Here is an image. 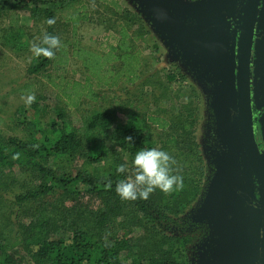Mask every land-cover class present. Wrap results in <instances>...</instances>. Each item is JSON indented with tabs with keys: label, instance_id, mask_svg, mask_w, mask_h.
I'll use <instances>...</instances> for the list:
<instances>
[{
	"label": "trees",
	"instance_id": "trees-1",
	"mask_svg": "<svg viewBox=\"0 0 264 264\" xmlns=\"http://www.w3.org/2000/svg\"><path fill=\"white\" fill-rule=\"evenodd\" d=\"M99 1L105 17L113 19L114 31L113 42L95 50L63 38L69 27L75 37L83 22L92 21L90 0H0V18H8L4 44L10 50L17 53L28 46L20 42L28 36L20 11L63 45L54 59L33 55L28 78L50 77L54 83L49 71L64 74L75 57L88 72L85 83L65 82V101L54 107L40 104L42 95H35L28 104L32 119L26 106L19 107L24 118L15 125L23 129V137L0 129V264H191L189 251L200 234L184 226L182 216L199 198L206 170L193 133L197 88L191 84L178 117L163 114L161 106L149 111L142 93L135 99L125 96L144 77L143 53L133 43L147 31L141 26L132 35L128 25L131 18L138 21L136 15L130 17L117 0ZM49 18L55 19L51 26ZM177 77L186 78L172 73L162 90ZM171 99L166 94L160 102ZM78 107L87 111L75 123L72 110ZM262 111L254 107L261 148ZM119 112L125 122L119 121ZM142 148L169 152L183 187L167 194L157 189L146 200H122L116 183L134 174L132 161ZM120 164L127 165L126 173L117 172Z\"/></svg>",
	"mask_w": 264,
	"mask_h": 264
},
{
	"label": "water",
	"instance_id": "water-1",
	"mask_svg": "<svg viewBox=\"0 0 264 264\" xmlns=\"http://www.w3.org/2000/svg\"><path fill=\"white\" fill-rule=\"evenodd\" d=\"M238 1L138 0L146 7L143 13L154 12L156 31L166 46L178 48L189 63L201 64V78L211 77L218 63L226 76L229 100L221 101L218 92L215 99L238 142L233 160L219 164L198 211V218L220 240L210 241L203 264H224L229 256L234 258L232 241L227 240L252 227L256 241L245 259L238 250V259L264 264V15L261 0L239 1L243 6L237 9ZM254 107L263 109L259 116L263 148L257 140Z\"/></svg>",
	"mask_w": 264,
	"mask_h": 264
},
{
	"label": "rangeland",
	"instance_id": "rangeland-1",
	"mask_svg": "<svg viewBox=\"0 0 264 264\" xmlns=\"http://www.w3.org/2000/svg\"><path fill=\"white\" fill-rule=\"evenodd\" d=\"M124 7L127 8L130 13V17L138 18L135 22V17L131 18V24H129L130 32L132 35H138L139 28L143 26L145 28V38L134 41V47L140 49L143 53V78L140 80V84L137 87L131 88L129 93H125L127 97L132 95L135 99L139 93H142L143 103L147 104L149 111L155 112L158 107L161 106L164 111L163 114L169 116L178 117L181 111V106L187 102L189 93L191 91V84L197 88V95L199 100L194 103L197 107L196 119L194 125V135L197 137L199 143V154L202 155V160L206 166L204 175L201 181V194L194 204L187 210L182 216L184 226L187 228L192 227L203 231L199 233L196 241H200V244L195 247H191L190 261L194 259L198 261V264H203V260H206V250L209 249L210 241H220L219 237L213 233L211 226L202 219L198 218V211L202 208L204 199L207 196L208 188L211 181L214 179L216 174L219 173L218 167L221 162L232 161L235 157L234 147L237 145V134L232 130L231 126H228V118L223 115L219 106L216 104L215 92L221 94V101L227 102L229 97L228 86L226 76L223 72L222 65L217 64V68L212 69L213 75L209 78H201L202 76L198 73V69L201 68V64L193 62L189 63V59H185L180 54L179 49L174 46H166L164 41L161 39L160 34L156 31V25L153 21V14H145L143 10L145 6L140 4L138 0H117ZM169 3L175 4L180 0H169ZM183 1H198V0H183ZM240 2L242 0H239ZM238 1L237 9L243 6ZM90 9L92 10V21L83 22L82 25L77 29V34L73 37L72 32L69 30L65 31L63 38L67 39L69 43L74 41L79 45H88L95 50L103 49L109 41L113 42L110 37L113 33V19L109 15L105 17L107 10L101 1H91ZM142 3V1H141ZM153 9V8H152ZM262 16L264 15V0L261 6ZM22 23H26L24 32L27 37L21 38L20 42L24 40L28 42V46L24 49L14 52L9 49V45L4 44V36L6 32L4 29L8 23V18H0V129L4 131L6 135L23 137L24 132L21 127H16V122L19 119L24 118L23 114L18 111L19 107H27L26 116L29 119L33 118V110L28 108L27 96L29 94L42 95L41 99L37 100L40 104H48L54 107L59 101H65L61 97L63 96V88L65 82L74 83V81H81L85 83L86 75L88 72L82 66V61L75 57L71 60L70 65L66 68V72L63 74L62 71H49L51 78L55 80V84L50 82L47 77L36 76L28 78L27 68L32 60L33 53L30 50L33 42H38L43 33L44 26L42 23L35 24L33 21H29L27 12H22ZM139 20L141 22H139ZM26 21V22H25ZM146 25V26H145ZM110 37V38H109ZM71 43V44H72ZM72 51V47L70 48ZM96 65V62H93ZM98 65V64H97ZM100 65V66H99ZM101 68V64H99ZM181 72L186 78H178L170 83L168 89L162 90L163 84H168L167 76ZM146 75V76H145ZM213 78L212 81H209ZM159 82H162L159 86ZM215 85H217L215 87ZM24 87V88H23ZM68 88V87H66ZM90 93V89H88ZM75 92L77 90L75 89ZM119 94V92H116ZM166 94L172 95V99L165 103H161L160 99H164ZM35 96V99H36ZM64 97V96H63ZM222 102H220L221 105ZM193 106V107H194ZM87 107H78L72 110L73 118L75 123H78L81 119V113H84ZM221 111V110H220ZM223 111V110H222ZM224 112V111H223ZM182 113V111H181ZM119 121L125 122L127 120L123 113L118 114ZM47 121L43 119V122ZM49 121V120H48ZM115 127V125L113 126ZM229 127V129L227 128ZM228 134V135H227ZM236 142V143H235ZM255 227L250 230L244 229L241 231L240 237L236 234L233 238L227 241H232V248L234 249L235 257L224 261V264H247L242 259H238L239 253L243 255L244 259L249 254L250 248L252 247V241H256ZM222 241V240H221ZM225 241V240H223ZM254 244V243H253ZM237 245V246H236ZM239 250V253H238ZM241 255V257H242ZM235 259V262L229 260ZM194 262H191V264Z\"/></svg>",
	"mask_w": 264,
	"mask_h": 264
},
{
	"label": "clouds",
	"instance_id": "clouds-1",
	"mask_svg": "<svg viewBox=\"0 0 264 264\" xmlns=\"http://www.w3.org/2000/svg\"><path fill=\"white\" fill-rule=\"evenodd\" d=\"M49 26L55 23L54 18L47 20ZM58 36L44 33L39 43L33 42L31 51L36 57L54 59L56 50L62 47ZM35 102V94L27 96V103ZM131 141V137L127 138ZM134 174L116 183V194L122 200L135 201L148 199L159 189L163 193H171L183 187V177L174 174L175 158L167 151L160 148H142L136 152L132 161ZM128 167L125 164L117 166L118 173H126Z\"/></svg>",
	"mask_w": 264,
	"mask_h": 264
},
{
	"label": "flooded vegetation",
	"instance_id": "flooded-vegetation-1",
	"mask_svg": "<svg viewBox=\"0 0 264 264\" xmlns=\"http://www.w3.org/2000/svg\"><path fill=\"white\" fill-rule=\"evenodd\" d=\"M262 3H263V0H261V5H260V8H261V6H262ZM256 197L257 198H259V195L256 193ZM254 203H256V202H254ZM203 231L201 230V231H199V233H202ZM200 244V241H196L195 242V245L193 246V247H195V246H197L198 247V245ZM192 247V248H193ZM191 262H194V263H192V264H198V261L196 260H194V259H192V261Z\"/></svg>",
	"mask_w": 264,
	"mask_h": 264
}]
</instances>
